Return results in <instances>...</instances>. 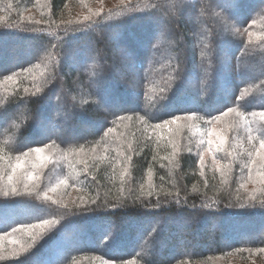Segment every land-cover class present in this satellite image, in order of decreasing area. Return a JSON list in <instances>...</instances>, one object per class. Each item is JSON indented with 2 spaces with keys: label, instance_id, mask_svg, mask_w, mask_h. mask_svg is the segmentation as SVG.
Segmentation results:
<instances>
[{
  "label": "trees",
  "instance_id": "1",
  "mask_svg": "<svg viewBox=\"0 0 264 264\" xmlns=\"http://www.w3.org/2000/svg\"><path fill=\"white\" fill-rule=\"evenodd\" d=\"M229 107L264 109V0H0L4 169L45 147L40 192L68 179L50 200L0 195V264H264V183L235 112L223 176L196 129L153 128ZM44 219L35 242L12 231Z\"/></svg>",
  "mask_w": 264,
  "mask_h": 264
},
{
  "label": "snow or ice",
  "instance_id": "2",
  "mask_svg": "<svg viewBox=\"0 0 264 264\" xmlns=\"http://www.w3.org/2000/svg\"><path fill=\"white\" fill-rule=\"evenodd\" d=\"M165 3L170 2V0H164ZM173 6H176L182 2V0H171ZM85 19H88L87 17ZM7 79H12L11 76ZM235 112L238 120L233 121L228 125L227 131H232L243 124L247 129V140L252 143V151H248L247 155L249 157L253 156V151L255 152V157L252 159L251 163L256 165L259 170L260 183H264V109L256 112L245 113L237 111L234 108H227L226 111H221L219 115L211 117L210 120L205 123L209 127L201 129L200 125L197 123L198 117L195 112L180 116L174 115L171 119H165L160 123H156L153 128L154 130L164 131L167 130L169 136H173L175 132L183 129H196L199 132L201 139L199 140L200 146L204 147V151L200 154L199 162L203 167L205 164V154H208L212 157V160L215 164L220 165V161L217 159V153L227 152L226 143L228 141V136L226 135V129L218 127V123L222 122L224 117L230 116ZM3 113L0 112V115ZM248 116H251V120L247 119ZM258 118V120H257ZM118 119L123 120L124 117H118ZM129 119H131L129 117ZM143 119V117H141ZM257 123L258 126L256 129H253L251 125ZM113 132L112 128H109L104 135L107 136L109 133ZM254 133H259L256 135ZM255 141H258V147L256 146ZM168 143L172 147V154L175 155L179 151V143L174 139H169ZM131 149V145H129ZM83 152V148L79 150ZM95 151V148H93ZM191 151V149H189ZM228 155H231V152H227ZM64 158H67L65 154ZM5 157L0 155V180L3 179L5 174H7V184L0 188V195L4 197H20V196H43L44 199L50 200L51 197L48 196V190L55 192L60 185H67L68 179L66 177L61 178L57 181L56 185L51 189L45 190L43 193L40 192V181L43 175V169H46L50 163L54 162V158L50 152L46 153L45 147H29L27 151L22 152L20 155L15 157V161L12 162L9 158L7 165L8 171L6 172L3 166V161ZM124 159L127 161L132 160L131 155L125 154ZM120 160H116V163H120ZM80 163L86 165V161L81 160ZM229 165H220V174L226 175ZM128 173V168L125 166L123 171L120 174V178L123 181L124 177ZM23 183L24 191H20L19 184ZM150 194V193H149ZM66 207V206H65ZM56 221H49L47 219L40 220L38 223L29 224V225H20L18 228H13V232H22L28 235L33 242L36 241L37 236H43L44 232L50 228ZM21 247H23L21 245ZM264 251V250H262ZM3 259V257H0Z\"/></svg>",
  "mask_w": 264,
  "mask_h": 264
},
{
  "label": "rangeland",
  "instance_id": "3",
  "mask_svg": "<svg viewBox=\"0 0 264 264\" xmlns=\"http://www.w3.org/2000/svg\"><path fill=\"white\" fill-rule=\"evenodd\" d=\"M200 128H201V129H204V128H206V127H205V126H201ZM204 147H206V146H204ZM96 264H105V263H104V261H98Z\"/></svg>",
  "mask_w": 264,
  "mask_h": 264
}]
</instances>
